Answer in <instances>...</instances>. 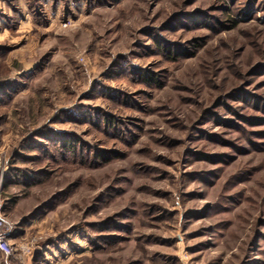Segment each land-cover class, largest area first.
<instances>
[{
    "label": "rangeland",
    "instance_id": "1",
    "mask_svg": "<svg viewBox=\"0 0 264 264\" xmlns=\"http://www.w3.org/2000/svg\"><path fill=\"white\" fill-rule=\"evenodd\" d=\"M0 264H264V0H0Z\"/></svg>",
    "mask_w": 264,
    "mask_h": 264
},
{
    "label": "built area",
    "instance_id": "2",
    "mask_svg": "<svg viewBox=\"0 0 264 264\" xmlns=\"http://www.w3.org/2000/svg\"><path fill=\"white\" fill-rule=\"evenodd\" d=\"M12 227L7 223L5 218L0 213V252L4 254L7 258H14L15 252L12 245L8 239Z\"/></svg>",
    "mask_w": 264,
    "mask_h": 264
}]
</instances>
